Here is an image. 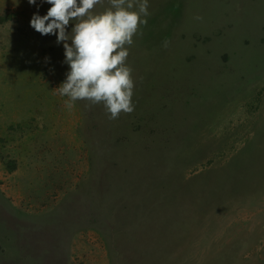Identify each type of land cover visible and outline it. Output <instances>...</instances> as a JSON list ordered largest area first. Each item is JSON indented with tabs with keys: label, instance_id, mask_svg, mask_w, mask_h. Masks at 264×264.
<instances>
[{
	"label": "rangeland",
	"instance_id": "rangeland-1",
	"mask_svg": "<svg viewBox=\"0 0 264 264\" xmlns=\"http://www.w3.org/2000/svg\"><path fill=\"white\" fill-rule=\"evenodd\" d=\"M148 3L110 120L59 95L52 5L0 0V264H264V0Z\"/></svg>",
	"mask_w": 264,
	"mask_h": 264
},
{
	"label": "clouds",
	"instance_id": "clouds-1",
	"mask_svg": "<svg viewBox=\"0 0 264 264\" xmlns=\"http://www.w3.org/2000/svg\"><path fill=\"white\" fill-rule=\"evenodd\" d=\"M36 5L37 0H28ZM44 2V0H42ZM52 5L46 15L37 11L30 25L42 35L57 36L63 43L66 79L56 89L68 97L71 109L76 101L102 104L110 120L135 110L134 80L127 65L133 37L150 15L148 0H108L109 6L96 11L102 0H46ZM195 19L202 20L201 16ZM70 22H74L68 31ZM71 41V43H69ZM169 41L164 42L167 47Z\"/></svg>",
	"mask_w": 264,
	"mask_h": 264
}]
</instances>
